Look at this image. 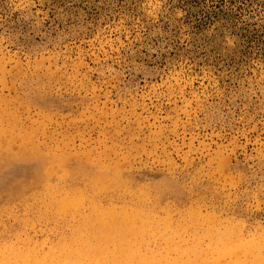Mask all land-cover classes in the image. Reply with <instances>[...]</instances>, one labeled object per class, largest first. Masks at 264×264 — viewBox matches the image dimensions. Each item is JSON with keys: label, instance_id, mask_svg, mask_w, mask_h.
<instances>
[{"label": "rangeland", "instance_id": "obj_1", "mask_svg": "<svg viewBox=\"0 0 264 264\" xmlns=\"http://www.w3.org/2000/svg\"><path fill=\"white\" fill-rule=\"evenodd\" d=\"M0 164V264H264V0H0Z\"/></svg>", "mask_w": 264, "mask_h": 264}, {"label": "bare ground", "instance_id": "obj_2", "mask_svg": "<svg viewBox=\"0 0 264 264\" xmlns=\"http://www.w3.org/2000/svg\"><path fill=\"white\" fill-rule=\"evenodd\" d=\"M9 151V150H8ZM1 165V164H0ZM121 201V200H120ZM119 201V202H120ZM2 235V234H1ZM4 237V236H3ZM2 237V238H3ZM223 257V256H222ZM221 258V257H220ZM232 258H235L236 260H235V262L233 263V264H239V262H238V260H237V257L236 256H233ZM218 260H219V258H218ZM218 262V261H217ZM221 264V263H220Z\"/></svg>", "mask_w": 264, "mask_h": 264}]
</instances>
